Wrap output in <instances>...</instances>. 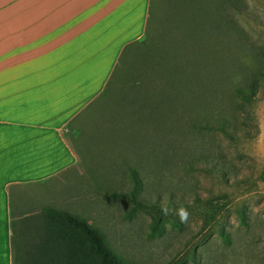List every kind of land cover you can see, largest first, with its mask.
Masks as SVG:
<instances>
[{"label": "rangeland", "instance_id": "rangeland-1", "mask_svg": "<svg viewBox=\"0 0 264 264\" xmlns=\"http://www.w3.org/2000/svg\"><path fill=\"white\" fill-rule=\"evenodd\" d=\"M190 1L151 0L148 47L129 59L108 95L63 130L77 164L10 202L17 229L23 218L32 224L42 207L52 206L96 228L121 264H264V0H243L247 12L232 18L197 12L201 3ZM179 58L214 67L219 93L202 109H186L178 123L170 120L165 143L157 123L141 115L138 95L146 91L131 79L151 78L157 63ZM252 82L250 102L232 96L234 86L249 89ZM124 88L129 103L120 99ZM218 114L236 134L191 125ZM143 144L154 147L153 155ZM128 165L137 168L136 194L146 208L114 194L131 187ZM161 206L186 208L187 221L163 215Z\"/></svg>", "mask_w": 264, "mask_h": 264}, {"label": "crops", "instance_id": "crops-1", "mask_svg": "<svg viewBox=\"0 0 264 264\" xmlns=\"http://www.w3.org/2000/svg\"><path fill=\"white\" fill-rule=\"evenodd\" d=\"M148 2L0 0V264H11L10 202L77 164L63 130L143 36Z\"/></svg>", "mask_w": 264, "mask_h": 264}, {"label": "trees", "instance_id": "trees-1", "mask_svg": "<svg viewBox=\"0 0 264 264\" xmlns=\"http://www.w3.org/2000/svg\"><path fill=\"white\" fill-rule=\"evenodd\" d=\"M195 1L202 5L194 7L197 12L207 13L212 17L232 18L244 16L247 12V6L243 0H191V7H193L192 2ZM150 5L151 0L148 2L143 36L123 46L101 93L69 121L67 127H70L71 122L94 102L108 95L112 86L121 82L119 80L127 72L128 67H125V64L128 65L129 59L141 56L144 48L148 47L146 46L148 42L146 27ZM224 49L227 51H225L227 59H232L231 47L225 46ZM162 62L155 65L151 78L139 77L135 78L136 80L132 78L131 83L146 91L138 95L141 96V102L137 104L138 108L144 118L157 123V135L163 137L167 143V137L170 134L169 129H166L167 123L170 120H172L171 123L174 121L178 123L186 109H202L206 98H217L221 76L214 67L211 66L212 69H210L208 64L201 63L199 58L191 61L179 58L175 61ZM231 67L232 65L229 69ZM168 81H171V90L170 88L166 90ZM127 83L130 82L127 81ZM252 84L253 82L249 89L234 86L232 96L242 102H250L255 94ZM132 85L129 84V86ZM120 92V99L129 103L132 96L127 94L128 91L124 88ZM168 104L172 107L171 113L168 111ZM191 121V125L196 129L216 130L228 137L237 133L236 126L224 115L218 114L212 118H196ZM143 148L146 155H153L155 152L154 147L149 144H143ZM71 149L75 152L72 146ZM127 169L131 178L130 189L128 192L119 191L114 194L126 198L136 207L146 208L147 204L142 203L143 201L138 199L136 194L140 186L137 168L134 165H128ZM9 214L11 264H121L115 254L104 244L102 234L85 220L70 212L44 206L35 216L34 223L31 224L28 218H23V230L15 227L12 212Z\"/></svg>", "mask_w": 264, "mask_h": 264}, {"label": "clouds", "instance_id": "clouds-1", "mask_svg": "<svg viewBox=\"0 0 264 264\" xmlns=\"http://www.w3.org/2000/svg\"><path fill=\"white\" fill-rule=\"evenodd\" d=\"M161 213L165 216L175 214L178 216L181 222H186L189 215L187 209L184 207H180L179 209L173 210L169 209L166 206H161Z\"/></svg>", "mask_w": 264, "mask_h": 264}]
</instances>
